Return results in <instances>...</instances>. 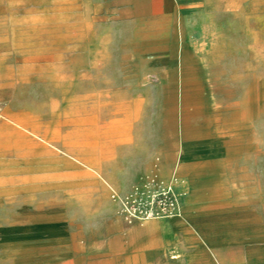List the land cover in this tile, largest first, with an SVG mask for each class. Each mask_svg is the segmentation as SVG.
Wrapping results in <instances>:
<instances>
[{"label": "rangeland", "instance_id": "obj_1", "mask_svg": "<svg viewBox=\"0 0 264 264\" xmlns=\"http://www.w3.org/2000/svg\"><path fill=\"white\" fill-rule=\"evenodd\" d=\"M209 189L264 255V0H0V264L147 262Z\"/></svg>", "mask_w": 264, "mask_h": 264}, {"label": "crops", "instance_id": "obj_2", "mask_svg": "<svg viewBox=\"0 0 264 264\" xmlns=\"http://www.w3.org/2000/svg\"><path fill=\"white\" fill-rule=\"evenodd\" d=\"M199 194L188 196L178 209L181 213L173 218L130 227L136 254L154 256L138 264H234L239 260L250 264L254 256L264 264L257 247L239 249L237 245L250 241V213L243 215L235 200L213 198L210 189ZM160 253L163 256L158 257Z\"/></svg>", "mask_w": 264, "mask_h": 264}, {"label": "built area", "instance_id": "obj_3", "mask_svg": "<svg viewBox=\"0 0 264 264\" xmlns=\"http://www.w3.org/2000/svg\"><path fill=\"white\" fill-rule=\"evenodd\" d=\"M142 215L144 214L145 216H139L138 215V213L136 212V214L134 215L135 216V218H138V217H154L153 215H155L156 214V210L155 209H146L145 211H143L142 213H141Z\"/></svg>", "mask_w": 264, "mask_h": 264}, {"label": "bare ground", "instance_id": "obj_4", "mask_svg": "<svg viewBox=\"0 0 264 264\" xmlns=\"http://www.w3.org/2000/svg\"><path fill=\"white\" fill-rule=\"evenodd\" d=\"M181 212L180 211H177V213L175 214L176 216L179 215ZM159 216V215H158ZM153 218H156V217H138V218H135V219H139V220H144V219H153ZM133 219V220H135Z\"/></svg>", "mask_w": 264, "mask_h": 264}]
</instances>
